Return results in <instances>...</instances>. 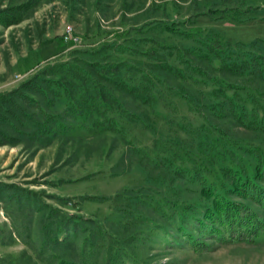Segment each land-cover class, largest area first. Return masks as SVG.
<instances>
[{"label": "rangeland", "instance_id": "rangeland-1", "mask_svg": "<svg viewBox=\"0 0 264 264\" xmlns=\"http://www.w3.org/2000/svg\"><path fill=\"white\" fill-rule=\"evenodd\" d=\"M25 1L0 0V10ZM248 7L253 10L239 13ZM215 10L227 14L219 20L197 17L194 26L203 32L213 30L229 44L254 45L264 53V0H33L29 10L14 11L16 17H23L21 22L7 27L0 24V94L19 87L46 64L68 60L75 51L93 50L112 41L124 43V37L140 39L143 34L136 30L145 25L180 23ZM126 32H131L130 36L124 35ZM165 39L167 43L191 45L190 41ZM120 58L145 63L140 57ZM171 84L184 85L178 80ZM170 95L163 94L152 111L121 96L123 103L147 123L145 129L124 123L129 143L116 133L91 136L76 127L47 147L0 146V264H55L53 256L80 262L84 245L90 242L94 252L85 256V264H264V231L251 244L213 245L207 234L200 236L213 245L206 252L191 250L180 238H174L173 231L169 236L165 232L149 233L146 226L139 225L136 229L145 233V239L133 238L132 226L136 224L130 220L137 213L160 222L169 205H196L203 211L210 204L201 195L202 184L174 171L175 167L191 166L184 152L174 145L185 141L184 147L191 148L195 158L211 160L217 154L214 146L207 144V154H200L196 148L201 140L211 142L217 134L202 127L201 118L189 112L183 100ZM212 122L228 135L219 140L222 147H258L264 152V134L230 118H212ZM154 139L161 144L154 145ZM236 154L244 169H255L253 159L241 151ZM128 203L137 208L128 211ZM52 212L70 215L72 223H91L69 226L56 246L45 247L42 221ZM169 225L177 227L178 220ZM114 241L126 242L132 255L111 262L107 247Z\"/></svg>", "mask_w": 264, "mask_h": 264}, {"label": "trees", "instance_id": "trees-1", "mask_svg": "<svg viewBox=\"0 0 264 264\" xmlns=\"http://www.w3.org/2000/svg\"><path fill=\"white\" fill-rule=\"evenodd\" d=\"M32 6L33 0H26L10 9L0 10V24L7 27L21 22L23 17H16L14 11H27ZM250 8L239 13L253 10ZM226 14L227 11L215 10L180 23L155 22L136 30L143 34L140 39L124 37V43L112 41L93 50L75 51L64 62L46 64L19 87L0 94V146L47 147L76 127L85 129L91 136L116 133L129 143L124 123L142 125L143 129L147 123L123 103L121 96L151 109L163 94L170 93L183 100L189 112L201 118L202 127L217 134L211 142L201 140L196 148L200 154H207L210 151L207 144L214 146L217 154H213L211 160L195 158L190 154L191 148L184 147L185 141H176L174 145L184 152V157L188 158L186 162L191 164L190 168L179 166L174 171L202 184L201 195L210 204L203 205V211H198L196 205H169L168 213L161 214L160 222L137 213L130 220L136 224L132 226L133 238L145 239V233L136 229L140 225L146 226L149 233L165 232L169 236L173 231L174 238H180L193 251L206 252L214 242L253 243L264 231V152L258 147H222L219 140L228 135L217 128L212 118H230L264 134V53L254 45L229 44L213 30L203 32L194 26L197 17L219 20ZM130 33L124 35L130 36ZM169 37L190 41L191 45L167 43L165 38ZM123 56L140 57L145 63L120 58ZM172 80L193 89L189 91L184 85H173ZM189 133L187 131V135ZM156 142L161 144L155 140L154 145ZM240 151L256 162L252 172L243 168L241 158L236 154ZM148 197L146 194L145 198ZM145 202L149 205V200L145 199ZM127 206H130L128 211L137 208L136 204L128 203ZM70 219V215L54 212L44 216L42 237L45 247L56 246L69 226L86 227L91 223L82 220L72 223ZM176 220L179 225L171 228L169 222ZM206 234L213 245L200 238ZM91 236L90 233V241ZM101 237L105 238V235ZM92 248V242L85 243L80 262L55 259L52 255L53 263L85 264V256L94 252ZM107 252L109 260L114 262L132 255L126 249V242L119 241L109 244Z\"/></svg>", "mask_w": 264, "mask_h": 264}, {"label": "built area", "instance_id": "built-area-1", "mask_svg": "<svg viewBox=\"0 0 264 264\" xmlns=\"http://www.w3.org/2000/svg\"><path fill=\"white\" fill-rule=\"evenodd\" d=\"M71 28H67L66 34H68L70 32Z\"/></svg>", "mask_w": 264, "mask_h": 264}]
</instances>
